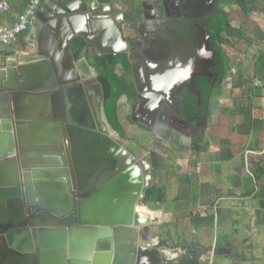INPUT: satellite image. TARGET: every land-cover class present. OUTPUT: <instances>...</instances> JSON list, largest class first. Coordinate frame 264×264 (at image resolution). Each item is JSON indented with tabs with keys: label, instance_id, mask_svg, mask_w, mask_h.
Listing matches in <instances>:
<instances>
[{
	"label": "water",
	"instance_id": "obj_1",
	"mask_svg": "<svg viewBox=\"0 0 264 264\" xmlns=\"http://www.w3.org/2000/svg\"><path fill=\"white\" fill-rule=\"evenodd\" d=\"M63 2L30 25L37 55L0 70V227L14 228L0 235V264H164L140 234L158 223L142 211L154 179L149 154L137 155L108 123L98 133L101 86L93 74L79 75L71 54L80 37L105 57L102 28L116 39L120 25ZM27 212L42 216L21 228ZM70 213L74 224L64 221Z\"/></svg>",
	"mask_w": 264,
	"mask_h": 264
},
{
	"label": "crops",
	"instance_id": "obj_2",
	"mask_svg": "<svg viewBox=\"0 0 264 264\" xmlns=\"http://www.w3.org/2000/svg\"><path fill=\"white\" fill-rule=\"evenodd\" d=\"M32 1L0 0L10 7L8 13H0V28H12ZM39 1L31 22L42 24L36 16H51L55 5L62 0ZM63 1L71 10L85 6L98 17L112 19L115 15L130 13L139 16L144 9L151 14L154 4L160 2ZM229 1L219 10L228 15L241 11ZM248 1L245 16L257 20V26H251V47L253 44L259 49L253 57L239 61L236 67L233 64L232 75L223 82L230 86L226 90L221 85L223 92L220 90L212 99L206 118L194 122L187 139L181 141L174 139L166 145L161 136L154 135L157 142L151 150L143 148L137 130L135 137L128 138L137 155L147 157L149 154L153 159L151 189L163 190L166 199L163 204H151V210L146 207L152 214L144 211L158 220L154 226L161 232L151 235L150 244L161 253L164 264L193 257L196 264H264V68L256 67L264 54L263 38L259 35L262 32L264 37V21L260 20L264 18V0ZM112 29L102 28L107 35V45L113 43V39L110 42L112 34L108 33ZM38 41L30 39L29 26L15 43L0 47L3 54L0 70L7 69L8 62L19 64L24 55H37ZM126 124L122 122L123 130L130 127ZM147 238L143 237L142 245L149 242Z\"/></svg>",
	"mask_w": 264,
	"mask_h": 264
},
{
	"label": "flooded vegetation",
	"instance_id": "obj_3",
	"mask_svg": "<svg viewBox=\"0 0 264 264\" xmlns=\"http://www.w3.org/2000/svg\"><path fill=\"white\" fill-rule=\"evenodd\" d=\"M226 3L227 0H160L154 4L151 14L144 9L145 13L141 10L139 16L134 13L115 15L113 22L120 27L118 38L112 36L114 42L108 48L111 52L103 57L93 46L86 44L81 57L73 59V64L79 75L86 77L91 73L93 76L90 78L94 77L98 81L100 73L95 69L92 73L83 59L86 52L93 58H104L108 70H113L115 75L124 78L132 87L128 94L120 98L122 100L125 97L129 103L125 123L137 131L157 134L166 140L181 141L190 132L191 121H187L186 114L190 113L191 100L196 101V109L200 108L203 98L206 100L201 90L203 85L210 84L213 89L220 81L209 22L221 13L219 8ZM117 43L122 44L123 48H119ZM107 57L114 58L109 61ZM125 64L129 66L128 71H125ZM99 85L104 111V91L102 85ZM95 113L98 133L108 132L107 123L112 126L105 112V118L101 115L97 103ZM75 117L84 122L83 115L77 114ZM118 122L122 127L120 118ZM115 134L123 138L117 132ZM25 215L21 228H27L29 223L42 216H33L29 212ZM64 221L68 224L76 223V213H70ZM1 228L0 235L14 230L11 227L5 231Z\"/></svg>",
	"mask_w": 264,
	"mask_h": 264
},
{
	"label": "trees",
	"instance_id": "obj_4",
	"mask_svg": "<svg viewBox=\"0 0 264 264\" xmlns=\"http://www.w3.org/2000/svg\"><path fill=\"white\" fill-rule=\"evenodd\" d=\"M229 3L237 6L241 12L246 15L248 13L249 1L248 0H230ZM209 29L211 31L212 38V47L213 51L216 55L217 62V71L220 73V81L217 83L213 89H211L210 84L203 85L201 88L203 94H205L206 100L203 98V102L200 108H195L194 105L196 101L194 99L191 100V110L190 113L186 114L187 121H191V126H194V122H200L202 119L206 118L207 112L211 107V101L216 96L219 95L221 90L222 83L228 77V73L230 71L229 68V57L227 53H225L224 47L232 46V43L229 39H234L239 42L248 43L247 38L244 36L245 34L241 30V28H236L232 25L229 20V15L221 11L220 14H217L212 20L209 22ZM227 36L228 38L224 37ZM251 42V41H250ZM83 40L80 37H75L70 42V48L73 54V58L75 60L81 57L82 51L85 48ZM3 54L0 53V56ZM86 60L93 69L97 70L100 73V77L98 78L99 83L103 87L104 91V112L105 115L112 126L113 130L118 134L122 135L123 138L126 136L122 130L118 122V106L119 100L121 97L125 96L132 89L130 85H128L127 81L124 78H121L114 74L113 70H108V63L104 58H93L88 52L85 54ZM256 67L264 68V54H262L256 64ZM125 71L129 70V66L127 64L124 65ZM191 128V127H190ZM189 134H187L188 136ZM200 150L199 148L197 151ZM166 202L165 196L163 194V190L150 189L147 191L144 205L150 209L151 204H163ZM151 210V209H150ZM9 227L4 226L1 229L4 231ZM171 264H196L195 259L186 260L185 258L180 259L178 262Z\"/></svg>",
	"mask_w": 264,
	"mask_h": 264
},
{
	"label": "rangeland",
	"instance_id": "obj_5",
	"mask_svg": "<svg viewBox=\"0 0 264 264\" xmlns=\"http://www.w3.org/2000/svg\"><path fill=\"white\" fill-rule=\"evenodd\" d=\"M229 16H230L229 20L232 23V25L235 27H240L241 30L243 31V33L245 34L244 36L247 38L246 40H248V43H245V42H239V41L234 40V39H229L232 43V46L231 47H229V46L224 47L225 53H227V55L229 57L230 71L228 73V77L230 78V76L232 75V72H233L232 71L233 70V64H235L234 67H236V64L239 61H241L243 58H247V57H251V56L253 57L259 48L255 47V46L253 47V44L251 47V42H250V41H252L251 40V29H252L251 26L256 27L257 26V23H256L257 20L254 21L253 19H251V16L249 17V16L243 15L241 13V11H239V10H237V12H235L233 14H230ZM260 20L264 21V18L263 19L261 18ZM261 33H259V35H260V37L263 38L262 42H264V37ZM224 37L228 38L225 35H224ZM258 45L261 46L262 43L258 42ZM262 49L264 50V47ZM229 86L230 85L227 83L223 84V88H225V89L226 88L228 89ZM221 91L223 92V89ZM128 107H129V103L125 101V97L122 98V100H120V102H119L118 114H119L120 121L123 122L124 124H126L125 119H126V115H128ZM126 125H128V124H126ZM134 131H135V129L133 127L131 128V127L126 126L123 130L124 135L126 136L125 140H123L124 138H122L121 140L129 142V140L127 141L128 138L132 139V137H135ZM138 133H140V135L142 136V137L140 136V138H141V143L143 144V148L145 150H146V148L151 150L152 147L154 146V143L157 142L154 138L155 134H152V133L146 132V131H145V133L143 131H138ZM170 141H173V139L172 140L171 139L170 140H166V139L163 140V142H165V144L167 142L170 143ZM165 149L168 150V146H165ZM144 211L148 212L145 209H143V213H145ZM149 213H152V212H149ZM146 215H149V214H146ZM158 232H161V230H159L158 227L151 225L150 227H146L143 230H141L140 234H141L142 238L144 237L146 239V237L154 235Z\"/></svg>",
	"mask_w": 264,
	"mask_h": 264
},
{
	"label": "built area",
	"instance_id": "obj_6",
	"mask_svg": "<svg viewBox=\"0 0 264 264\" xmlns=\"http://www.w3.org/2000/svg\"><path fill=\"white\" fill-rule=\"evenodd\" d=\"M40 5L39 0H33L30 5L23 11V13L19 16L17 23L12 28H0V47L7 48L11 44L17 41V38L25 33L29 26L31 25V21L35 17V13ZM10 11V7L8 3L1 2L0 3V13H8Z\"/></svg>",
	"mask_w": 264,
	"mask_h": 264
},
{
	"label": "bare ground",
	"instance_id": "obj_7",
	"mask_svg": "<svg viewBox=\"0 0 264 264\" xmlns=\"http://www.w3.org/2000/svg\"><path fill=\"white\" fill-rule=\"evenodd\" d=\"M77 28H78V30L79 29H86V26L84 25V23H82V24H79V25H77ZM112 40H110V42H111ZM109 42V43H110ZM113 42H114V40H113ZM79 69V68H78ZM96 125V124H95ZM109 131V130H108ZM133 149V148H132ZM135 150V149H134Z\"/></svg>",
	"mask_w": 264,
	"mask_h": 264
}]
</instances>
